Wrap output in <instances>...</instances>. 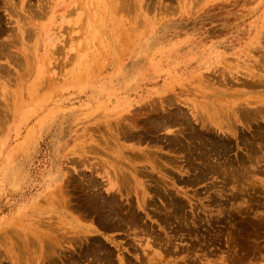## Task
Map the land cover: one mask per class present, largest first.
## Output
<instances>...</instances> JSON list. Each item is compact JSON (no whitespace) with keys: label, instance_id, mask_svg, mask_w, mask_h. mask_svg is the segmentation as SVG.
Masks as SVG:
<instances>
[{"label":"rangeland","instance_id":"374dc122","mask_svg":"<svg viewBox=\"0 0 264 264\" xmlns=\"http://www.w3.org/2000/svg\"><path fill=\"white\" fill-rule=\"evenodd\" d=\"M0 6V238L96 225L106 247L85 261L75 243L45 259L0 242V264H106L107 251L113 264H264V0ZM115 140L148 202L133 183L120 201L136 220L105 229L81 206L93 189L114 193Z\"/></svg>","mask_w":264,"mask_h":264},{"label":"bare ground","instance_id":"6f19581e","mask_svg":"<svg viewBox=\"0 0 264 264\" xmlns=\"http://www.w3.org/2000/svg\"><path fill=\"white\" fill-rule=\"evenodd\" d=\"M6 3V2H5ZM3 4V3H2ZM8 4V3H6ZM114 4V3H113ZM5 5V4H4ZM3 5V6H4ZM132 5V4H131ZM5 6H10L5 5ZM1 7V6H0ZM121 7V5H120ZM8 7H6L7 9ZM33 8V7H32ZM36 8V7H35ZM34 8V9H35ZM11 9V8H9ZM31 9V7H30ZM37 9V8H36ZM121 9V8H120ZM30 11V10H29ZM32 11V10H31ZM38 11V10H37ZM13 12V11H12ZM34 13V12H33ZM32 14V13H31ZM38 14V13H37ZM36 15V14H35ZM32 17V16H31ZM36 19V17H35ZM1 18H0V35L3 34L5 35V33L7 32L6 30H4L3 28L5 27H1ZM3 25V24H2ZM6 31V32H4ZM1 37H3L1 35ZM2 40V38H1ZM0 40V41H1ZM15 41V40H14ZM1 46H0V56L2 57H7L9 56V51H10V44L5 43V41L0 42ZM13 43V42H11ZM99 43V42H98ZM9 49V51H7ZM8 52V54H7ZM14 54V53H13ZM14 56V55H12ZM15 57L13 58V60H15ZM18 59V58H17ZM19 62V61H17ZM209 105V104H208ZM202 107V106H201ZM205 109V108H204ZM211 110V109H210ZM211 113V112H210ZM214 113V112H213ZM181 115V114H179ZM172 117V116H171ZM170 117V121L172 122V120H175L174 118H172L171 120ZM174 117V116H173ZM178 119V118H177ZM133 120V119H132ZM163 121V120H162ZM177 120L173 121L172 123L176 122ZM170 122V123H171ZM116 122H114L115 124ZM159 123V122H158ZM166 124V123H165ZM169 125V124H168ZM128 126V125H127ZM126 126V129H127ZM133 127V126H131ZM129 127L128 128V132H126L125 128L124 131L126 132L124 137L127 138H133V129ZM106 128V127H105ZM122 128V127H121ZM110 129V128H109ZM97 130V129H96ZM123 131V132H124ZM135 132V131H134ZM146 132V131H145ZM149 132V131H148ZM149 134V133H148ZM192 135V134H191ZM114 135H112L113 137ZM193 136V135H192ZM111 137V138H112ZM136 137V136H135ZM109 138V137H108ZM175 138H173L174 140ZM110 140V138H109ZM180 140V139H179ZM208 140V139H207ZM112 141V139H111ZM183 141V140H182ZM185 141V139H184ZM191 142V141H190ZM194 142V141H192ZM204 142V141H203ZM208 142V141H207ZM215 142V141H214ZM125 143V142H124ZM178 143V142H176ZM182 143V142H181ZM180 143V144H181ZM184 143V142H183ZM182 143V144H183ZM206 143V142H205ZM109 144V143H108ZM179 144V143H178ZM188 144V143H186ZM191 144V143H190ZM227 144V143H226ZM110 145V144H109ZM170 145V144H169ZM171 145H173V143L171 142ZM170 145V146H171ZM211 145V144H210ZM222 145V144H220ZM177 147V146H176ZM110 150H111V157H115V160L110 161V163L107 162L106 167V178H107V182L110 184L111 188H109V190H114L113 194H110L108 196L103 195L101 190H91L90 192H86L84 201L85 203H83V205L81 206V210H85V215H89L88 217H92L94 219L97 220V224L99 226H101L102 228L105 229H115V228H122L123 225H127L129 222H132V220L134 219V221L136 220L137 216H134V214L132 213V217L129 218V211L125 212L127 213V216L124 214V205H123V201H120V198L123 197V194L125 191H127L128 193L131 191V186L133 183H136L137 188L136 190H142L143 192H146L144 194V198L142 199V202L144 204H146L148 202V184H144L142 181H140L139 179V175L140 171L138 170V168H135V162L134 159L132 160L130 155H125L124 151L127 148V150L130 147H126L125 145H123L121 142H119L118 140H115L110 146H109ZM183 148V147H182ZM185 148V147H184ZM193 149H195L193 147ZM192 149V150H193ZM185 150V149H183ZM214 152V151H213ZM191 153V151H190ZM149 154V152H147V155ZM202 154V153H201ZM205 154V153H204ZM190 155V154H189ZM193 155V154H192ZM147 157V156H146ZM211 166V165H210ZM206 167V166H205ZM201 173L204 172L203 170H200ZM212 173V172H211ZM204 174V173H203ZM205 175V174H204ZM240 175V173H239ZM234 176V175H233ZM196 177V176H195ZM205 178V177H204ZM232 178V177H231ZM54 179V178H52ZM56 181V179L54 180ZM65 181V180H64ZM67 182V181H66ZM68 183V182H67ZM96 184L95 179H91L90 181V187H94ZM64 185L66 187V184H61L58 185L60 188V192H64ZM85 188V187H84ZM66 190V189H65ZM108 190V191H109ZM159 194V193H158ZM163 196V195H162ZM166 196V195H165ZM164 196V197H165ZM147 199V200H146ZM170 205V204H169ZM179 207V206H178ZM182 207V204H181ZM64 208V207H63ZM127 209V208H126ZM39 210V209H38ZM44 210V209H43ZM79 210V209H78ZM128 210V209H127ZM130 214L132 212V208L129 209ZM183 210V209H182ZM82 211V212H83ZM185 213V212H184ZM184 213L182 215H184ZM63 214V213H62ZM68 214V213H67ZM179 214V213H178ZM84 215V214H82ZM81 215V216H82ZM84 215V216H85ZM167 215V213H166ZM165 215V216H166ZM174 215V214H173ZM69 216V214L67 215ZM131 216V215H130ZM164 216V217H165ZM71 217V216H70ZM179 217V216H178ZM75 218V217H74ZM72 218V220L75 222L76 220ZM178 219V218H177ZM67 221H63L65 224H67L69 221V219H66ZM78 220V219H77ZM168 220V219H167ZM46 221V220H45ZM172 221V220H171ZM176 221V220H175ZM181 221V220H180ZM185 221V220H184ZM56 222V221H55ZM71 223V222H70ZM93 223V222H91ZM36 224V223H34ZM134 225V222L132 223ZM130 223V225H132ZM171 224V223H170ZM173 224V223H172ZM184 224V223H183ZM23 225V224H22ZM37 225V224H36ZM40 225H43L42 222ZM75 225V223H74ZM187 225V224H186ZM45 226V225H44ZM48 225H46L47 227ZM66 226V225H65ZM96 226V225H95ZM95 226H82L80 224V227L77 228V224H76V235L74 234V236L72 237H68L66 234V228H62L61 225H57V226H50V228H41L42 230H40L38 227L34 228V227H30V226H24L23 231L20 232H11V238H8V235L6 234L5 236H7L8 239L6 238H0V242H5L6 244L9 242L10 245L16 247L17 244L20 246L21 250H27L28 248L32 247L33 245H36L38 250H40L41 252H44L45 254V259L46 258H51V254L49 252L53 251L54 249H56V247L59 244H77V246L79 245V249H82L81 252V256L84 257L85 261L89 260L90 255L92 254H97V256L99 255L98 253L102 252L101 250H105V246L104 243L99 239V237H90L89 234L93 233V232H98V227L95 228ZM178 225H176L177 227ZM18 227V226H17ZM187 227V226H185ZM100 228V227H99ZM170 228V227H169ZM173 228V227H172ZM172 233V232H171ZM174 233V232H173ZM175 234V233H174ZM177 234V233H176ZM178 235V234H177ZM180 235V232H179ZM113 242L114 240L111 239ZM89 246V247H88ZM66 250V249H65ZM22 252V251H21ZM67 252V251H66ZM24 253V252H23ZM26 253V252H25ZM24 253V255H25ZM28 253V251H27ZM78 253V252H77ZM107 253V259L105 260L106 264H113L112 260L109 259L110 254ZM21 254V253H20ZM69 254V253H68ZM73 254V253H72ZM71 254V255H72ZM79 254V253H78ZM105 254V253H104ZM41 255V254H40ZM74 255V254H73ZM77 255V254H75ZM93 255V256H94ZM22 256V255H21ZM79 256V255H78ZM80 256V257H81ZM97 256L94 257V259L92 261H89L88 264H94V263H98L100 260V258H98ZM69 257V256H68ZM67 257V258H68ZM80 257H78V259H80ZM37 258V257H36ZM70 259H68L69 261H67L66 264H82L84 261L82 260V263L80 262V260H75L74 256L73 257H69ZM83 259V258H82ZM25 261V259H24ZM26 262V261H25ZM24 262V263H25ZM42 262H45L44 260H42ZM40 262V264H44ZM38 263V262H37ZM102 263V262H101Z\"/></svg>","mask_w":264,"mask_h":264}]
</instances>
